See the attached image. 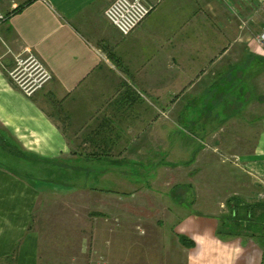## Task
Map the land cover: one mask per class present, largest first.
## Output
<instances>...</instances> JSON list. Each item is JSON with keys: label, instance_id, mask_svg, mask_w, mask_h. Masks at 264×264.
Returning a JSON list of instances; mask_svg holds the SVG:
<instances>
[{"label": "crops", "instance_id": "0c3cea01", "mask_svg": "<svg viewBox=\"0 0 264 264\" xmlns=\"http://www.w3.org/2000/svg\"><path fill=\"white\" fill-rule=\"evenodd\" d=\"M110 1L0 0V264H39L33 213L42 193L59 189L57 174L71 178L61 165L136 163L149 149L185 146L172 144V120L190 108L202 117L197 130L264 182V5L145 0L151 12L122 35L104 15ZM28 53L52 74L31 96L8 76ZM236 93L245 115L228 117L226 136L228 119H206ZM82 169L87 180L93 171ZM201 230L190 264H264V222L258 235Z\"/></svg>", "mask_w": 264, "mask_h": 264}, {"label": "rangeland", "instance_id": "374dc122", "mask_svg": "<svg viewBox=\"0 0 264 264\" xmlns=\"http://www.w3.org/2000/svg\"><path fill=\"white\" fill-rule=\"evenodd\" d=\"M256 40L264 42L260 34ZM11 72L8 76L20 90L17 82L23 83L22 77L17 73L12 79ZM244 106L242 95L236 93L235 99L220 101L218 108L215 105L217 116L206 122L245 115L241 112ZM195 112L190 108L186 115L172 120V144L177 139L185 146L177 143L149 149L136 163L114 165L103 159L91 164L97 170L85 181L57 174L51 181L59 189L42 193L33 213V227L40 231L39 264H190L202 242L201 229L205 233L209 226L214 228L219 239L230 236L216 232L229 213L227 200L237 196L245 203L264 202V182L254 173L250 176L242 156L214 146V137L207 140L197 130L202 117L191 115ZM230 121L223 125L226 136ZM243 139L235 143L241 147ZM80 163L77 159L71 165ZM263 209L264 205L252 218L261 220ZM244 230L249 235L259 234L258 229ZM179 234L194 245L183 246Z\"/></svg>", "mask_w": 264, "mask_h": 264}, {"label": "built area", "instance_id": "2783aa9c", "mask_svg": "<svg viewBox=\"0 0 264 264\" xmlns=\"http://www.w3.org/2000/svg\"><path fill=\"white\" fill-rule=\"evenodd\" d=\"M252 1L253 5H264V0ZM152 8L153 6L145 0H111L104 10V15L122 35H128L149 15ZM5 19L6 14L0 9V24ZM260 39H264V31L260 34ZM16 63L11 78L13 79L12 75L16 76L17 73L22 77L23 83L16 82L27 96H31L52 78L49 69L33 53H28L24 59L17 58Z\"/></svg>", "mask_w": 264, "mask_h": 264}, {"label": "trees", "instance_id": "16d2710c", "mask_svg": "<svg viewBox=\"0 0 264 264\" xmlns=\"http://www.w3.org/2000/svg\"><path fill=\"white\" fill-rule=\"evenodd\" d=\"M29 1H27L25 4H27ZM25 4L20 5L19 8L24 6ZM8 16V14L6 15ZM99 163V162H98ZM114 164L115 163H111ZM76 164V163H73ZM83 163H80V165H61L64 167V169H70L69 176L71 177L70 179L73 180H78V181H85V179L82 178L83 174L81 171H83L82 168L90 167V171H95L97 170L96 167L93 165H87L83 164V167L81 166ZM64 177H66L64 175ZM66 179H69L66 177ZM56 183V182H55ZM75 185H78L75 183ZM81 185H86V184H81ZM66 187L71 185H65ZM74 186V184L72 185ZM94 188V187H92ZM227 206L229 207V213L224 215L220 224L219 229H217L216 232L222 235H231V236H238L241 235L242 233H245L244 229H249L251 228L258 229L259 225H261L264 222V213L261 215L263 218L261 220L252 218L254 215L255 211L257 209H261L262 205H264V202L259 203L258 201L253 202V203H245L243 200H241L237 196H232L227 200ZM264 211V209H263ZM250 223V224H249ZM179 242L186 247H192L194 244L193 242L188 239L185 235L179 234L177 235Z\"/></svg>", "mask_w": 264, "mask_h": 264}]
</instances>
